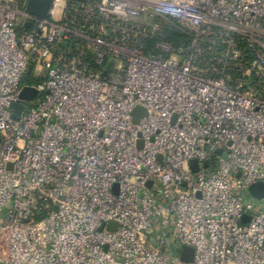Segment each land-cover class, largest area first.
Listing matches in <instances>:
<instances>
[{
	"label": "built area",
	"instance_id": "2783aa9c",
	"mask_svg": "<svg viewBox=\"0 0 264 264\" xmlns=\"http://www.w3.org/2000/svg\"><path fill=\"white\" fill-rule=\"evenodd\" d=\"M29 1L0 0V264H264V0Z\"/></svg>",
	"mask_w": 264,
	"mask_h": 264
},
{
	"label": "water",
	"instance_id": "95a60500",
	"mask_svg": "<svg viewBox=\"0 0 264 264\" xmlns=\"http://www.w3.org/2000/svg\"><path fill=\"white\" fill-rule=\"evenodd\" d=\"M30 6L33 9V12L38 17H46L51 6L53 3V0H30ZM29 25V23L27 24ZM32 67L29 68V73H31ZM38 95V90L35 88L26 87L22 91L21 98L26 101H33ZM11 108L15 111L14 117H16L17 114H20L24 108V104H12ZM134 116V122L136 124L140 123V120L147 116V110L143 107H137L133 111ZM222 150H218L217 154H221ZM211 162H215V156L212 157ZM210 162H205V166H209ZM191 166L194 171L199 170V166L196 161L191 162ZM250 192L253 197L257 199H264V183L263 182H257L251 185ZM115 223H111L109 226V229H116ZM102 229V227H101ZM194 257V249L192 247H185L182 251L181 258L185 262H192Z\"/></svg>",
	"mask_w": 264,
	"mask_h": 264
},
{
	"label": "trees",
	"instance_id": "16d2710c",
	"mask_svg": "<svg viewBox=\"0 0 264 264\" xmlns=\"http://www.w3.org/2000/svg\"><path fill=\"white\" fill-rule=\"evenodd\" d=\"M168 22L169 23H167L165 27V33L167 35V38L170 41H175V42L181 41L185 36L179 33L178 30L171 24L172 21H168ZM30 80L33 81V79L31 78Z\"/></svg>",
	"mask_w": 264,
	"mask_h": 264
}]
</instances>
